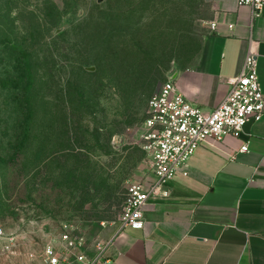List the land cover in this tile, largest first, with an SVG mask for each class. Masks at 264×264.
I'll list each match as a JSON object with an SVG mask.
<instances>
[{
  "label": "rangeland",
  "instance_id": "374dc122",
  "mask_svg": "<svg viewBox=\"0 0 264 264\" xmlns=\"http://www.w3.org/2000/svg\"><path fill=\"white\" fill-rule=\"evenodd\" d=\"M208 0H0V264L96 256L152 175L154 92L198 62ZM94 67V70L90 68Z\"/></svg>",
  "mask_w": 264,
  "mask_h": 264
},
{
  "label": "crops",
  "instance_id": "0c3cea01",
  "mask_svg": "<svg viewBox=\"0 0 264 264\" xmlns=\"http://www.w3.org/2000/svg\"><path fill=\"white\" fill-rule=\"evenodd\" d=\"M208 1L217 29L209 24L198 62L173 76L206 112L224 101L250 48L264 92V8L256 14L237 0ZM186 171L165 183L167 194L149 197L144 227L119 229L95 264H264V115L219 147L199 146Z\"/></svg>",
  "mask_w": 264,
  "mask_h": 264
},
{
  "label": "built area",
  "instance_id": "2783aa9c",
  "mask_svg": "<svg viewBox=\"0 0 264 264\" xmlns=\"http://www.w3.org/2000/svg\"><path fill=\"white\" fill-rule=\"evenodd\" d=\"M239 6L247 5L258 14L264 0H237ZM233 27V25H231ZM217 29V23H211ZM240 73L229 79L230 89L224 101L206 112L193 104L172 78L165 81L151 96L144 122V149L149 159L152 178L133 181L128 185L127 198L121 215V227L141 229L144 213L149 207V197L163 190L165 183L179 172L187 174L190 159L199 146L209 144L219 147L226 136L238 137L249 121H259L264 115V92L258 74L257 53L250 48ZM248 150V143L241 149ZM234 158V156H231ZM3 229L0 227V235ZM109 252V245L94 257L82 254L78 264H95ZM50 264H60L61 256L49 247Z\"/></svg>",
  "mask_w": 264,
  "mask_h": 264
},
{
  "label": "water",
  "instance_id": "95a60500",
  "mask_svg": "<svg viewBox=\"0 0 264 264\" xmlns=\"http://www.w3.org/2000/svg\"><path fill=\"white\" fill-rule=\"evenodd\" d=\"M90 69H91V70H94V67H91Z\"/></svg>",
  "mask_w": 264,
  "mask_h": 264
}]
</instances>
